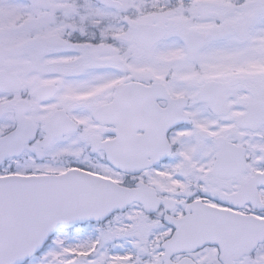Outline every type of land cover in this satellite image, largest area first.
<instances>
[{
    "label": "snow or ice",
    "instance_id": "1",
    "mask_svg": "<svg viewBox=\"0 0 264 264\" xmlns=\"http://www.w3.org/2000/svg\"><path fill=\"white\" fill-rule=\"evenodd\" d=\"M0 264H264V0H0Z\"/></svg>",
    "mask_w": 264,
    "mask_h": 264
}]
</instances>
